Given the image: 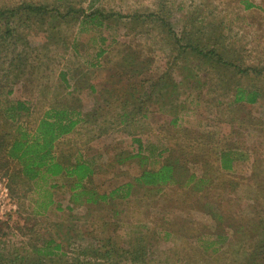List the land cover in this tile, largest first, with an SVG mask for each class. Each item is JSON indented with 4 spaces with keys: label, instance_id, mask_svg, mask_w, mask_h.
<instances>
[{
    "label": "rangeland",
    "instance_id": "obj_1",
    "mask_svg": "<svg viewBox=\"0 0 264 264\" xmlns=\"http://www.w3.org/2000/svg\"><path fill=\"white\" fill-rule=\"evenodd\" d=\"M0 11L16 12L0 15V175L15 207L1 262L264 264V0H0ZM18 103L29 113L6 124ZM64 108L80 124L55 155L94 169L79 198L75 177L29 181L5 151L17 126L33 132ZM220 151L232 173L217 171ZM168 164L171 185L138 184Z\"/></svg>",
    "mask_w": 264,
    "mask_h": 264
},
{
    "label": "trees",
    "instance_id": "obj_2",
    "mask_svg": "<svg viewBox=\"0 0 264 264\" xmlns=\"http://www.w3.org/2000/svg\"><path fill=\"white\" fill-rule=\"evenodd\" d=\"M19 10L35 12L41 15L46 13L41 7L22 6ZM0 15L3 17L8 15L15 16L16 12L0 11ZM192 50L198 55L204 57L215 56L219 62H224L222 57L214 52L204 53L197 48H193ZM229 65L231 66V64ZM257 96L255 93L251 94L249 103L255 104ZM73 111L64 108L47 112L33 132L25 131L20 125L17 126L18 130L16 135L14 139H11V144L7 143L5 151L7 157L22 168V175L29 181L37 180L44 173L51 177H75L77 181L74 183L75 185H72L71 191L76 198H79L85 194V189L81 185L82 182L94 174V169L90 163L86 164L85 162L79 161L75 165L68 167L59 161L55 155L60 140L71 135L80 124V113ZM22 113H29V109L24 104L18 103L16 107H9L6 110V124H9V120H11L12 124L15 123L17 125V118ZM75 117L78 119H75ZM217 158L224 168L230 167L232 158L229 152L220 151L217 154ZM174 173V167L171 164L164 165L159 171L144 172L142 177L138 179V184L144 187H165L174 182ZM127 188L131 189L132 185H127ZM114 192L119 193L120 189ZM129 194L126 195L127 198L130 196ZM103 199L105 200L106 198ZM0 264L4 263L0 261Z\"/></svg>",
    "mask_w": 264,
    "mask_h": 264
},
{
    "label": "built area",
    "instance_id": "obj_3",
    "mask_svg": "<svg viewBox=\"0 0 264 264\" xmlns=\"http://www.w3.org/2000/svg\"><path fill=\"white\" fill-rule=\"evenodd\" d=\"M15 207L12 204L10 185L3 175H0V223L4 221Z\"/></svg>",
    "mask_w": 264,
    "mask_h": 264
},
{
    "label": "crops",
    "instance_id": "obj_4",
    "mask_svg": "<svg viewBox=\"0 0 264 264\" xmlns=\"http://www.w3.org/2000/svg\"><path fill=\"white\" fill-rule=\"evenodd\" d=\"M221 159V158H220ZM80 162V161H79ZM87 164V162H85ZM234 170V168H232V166L230 165L229 168H224L221 164V162L219 161V167L217 168V171L220 172L222 171L223 173H232L231 171ZM221 172V173H222Z\"/></svg>",
    "mask_w": 264,
    "mask_h": 264
}]
</instances>
